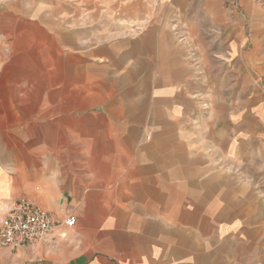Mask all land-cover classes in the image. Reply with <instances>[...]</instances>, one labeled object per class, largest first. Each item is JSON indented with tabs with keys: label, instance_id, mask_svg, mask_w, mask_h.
I'll use <instances>...</instances> for the list:
<instances>
[{
	"label": "crops",
	"instance_id": "obj_1",
	"mask_svg": "<svg viewBox=\"0 0 264 264\" xmlns=\"http://www.w3.org/2000/svg\"><path fill=\"white\" fill-rule=\"evenodd\" d=\"M86 2L0 0V222L20 199L77 219L0 264H264V0L137 1L141 30L94 45L44 11ZM72 105L104 110L72 123ZM39 136L76 164L40 160Z\"/></svg>",
	"mask_w": 264,
	"mask_h": 264
},
{
	"label": "rangeland",
	"instance_id": "obj_2",
	"mask_svg": "<svg viewBox=\"0 0 264 264\" xmlns=\"http://www.w3.org/2000/svg\"><path fill=\"white\" fill-rule=\"evenodd\" d=\"M143 1L144 0H87L86 4H82V7L72 8L70 14L67 12V9L56 8L54 11L48 9H44L45 13L47 12L50 15H54L56 18V22L61 18L65 17L66 20H71L70 28L78 30L82 28L86 29L88 33L94 34L90 37L91 45H94L96 40L102 39V36H122L129 35L141 30L144 26L143 23L137 22V18L135 15V8L132 6L135 5L134 2ZM151 2L158 0H149ZM168 2H176L179 4V10H168V12H172V16H176L175 14L180 11L181 13H187L189 15L190 12L193 11L195 13L198 8H194L191 10L188 5L191 1L198 2H206L208 0H166ZM221 1V0H219ZM66 4V2H65ZM73 4V2H72ZM144 6V5H143ZM200 10V9H199ZM145 12L151 16L158 12V9H145ZM191 15H189L190 17ZM132 17H135L132 18ZM133 19L136 21L134 23ZM55 30V48L60 49L62 52L63 42H62V28H68V24L56 23L52 26ZM96 32V34H95ZM51 40V38L49 37ZM80 95V89L76 87L72 90V97L77 98ZM95 88L88 83L86 100L87 101H95ZM72 111L70 112V118L72 123H76L79 120L85 121L87 123H95L96 119L99 117H95L100 112H103L104 106H91L84 111L82 108L78 110L75 106L72 105ZM79 108V107H78ZM44 109V110H43ZM39 118L37 120H33L28 122V128L31 124H37L39 128L40 134L52 127V123L48 119V114L45 111V106H39ZM10 132L8 131V134ZM11 135V134H10ZM8 141H18L19 138H15L11 136L7 138ZM39 152H40V160H67L70 158L72 164H76V161L79 159V146L77 143H74L67 137L56 136V137H48V136H39ZM68 142V143H67ZM29 149L30 143L23 142V150ZM69 150V151H68ZM35 158H33L34 161Z\"/></svg>",
	"mask_w": 264,
	"mask_h": 264
},
{
	"label": "built area",
	"instance_id": "obj_3",
	"mask_svg": "<svg viewBox=\"0 0 264 264\" xmlns=\"http://www.w3.org/2000/svg\"><path fill=\"white\" fill-rule=\"evenodd\" d=\"M0 222V247L36 246L48 241L59 224L73 227L77 219L68 215L61 222L36 203L20 199L4 205Z\"/></svg>",
	"mask_w": 264,
	"mask_h": 264
}]
</instances>
